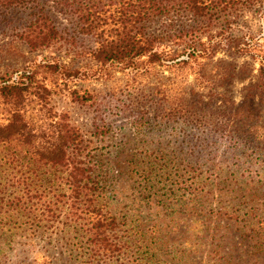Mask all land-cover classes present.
<instances>
[{
  "label": "rangeland",
  "instance_id": "obj_1",
  "mask_svg": "<svg viewBox=\"0 0 264 264\" xmlns=\"http://www.w3.org/2000/svg\"><path fill=\"white\" fill-rule=\"evenodd\" d=\"M54 1L38 0L55 25L72 28ZM36 9L0 8V75L50 58L98 69L91 36L76 37L78 54L29 52L18 33ZM145 27L177 51L210 41L212 58L190 69L109 67L52 85L48 99L90 150L91 205L115 218L108 233L115 256L94 253L78 219L90 204L84 192L71 196L65 173L0 145V264H264V0ZM237 43L250 52L240 55ZM70 89L93 94L98 106L74 102ZM100 119L109 127L106 146L93 135ZM43 202L54 205L52 214L44 215Z\"/></svg>",
  "mask_w": 264,
  "mask_h": 264
},
{
  "label": "trees",
  "instance_id": "obj_2",
  "mask_svg": "<svg viewBox=\"0 0 264 264\" xmlns=\"http://www.w3.org/2000/svg\"><path fill=\"white\" fill-rule=\"evenodd\" d=\"M29 2H34L37 9L18 33V39L29 52L58 48L68 54L74 51L78 54L76 37L91 36L96 42L91 59L97 63L98 69L92 72L89 66L71 68L58 58H50L30 62L19 71L0 75V145L28 152L30 159L41 166L62 176L65 173L71 196L75 195L77 199L78 194L84 192L88 202L85 204H90L85 205L82 218L78 219L84 221L85 235L94 253L115 256L117 249L109 242L108 234L115 226V218L99 213L91 205L94 203L91 186L95 181L91 179L93 170L88 165L90 150L80 133L63 116L48 108L51 86L66 85L76 79L85 80L99 72L101 76L109 67L139 72L144 65L178 69L200 65V62L212 58L210 41L187 42L177 51L162 47L156 36L145 32V25L154 19L181 12L201 16L217 5H223L225 10L228 7H246L254 4L255 0H55L56 9L74 20L70 29L55 25L54 18L38 0H0V8L21 9ZM173 37L174 40L181 38L180 35ZM233 48L240 55L250 52L246 44ZM261 64L264 74V53ZM69 95L80 105L98 106L97 97L88 92L81 94L70 89ZM93 131L102 145L110 139L109 127L101 119L95 120ZM82 181L85 183L80 186ZM54 196L56 204H59L58 194ZM52 206V203H42L44 215L52 214ZM54 217L57 216L50 215L49 218Z\"/></svg>",
  "mask_w": 264,
  "mask_h": 264
}]
</instances>
